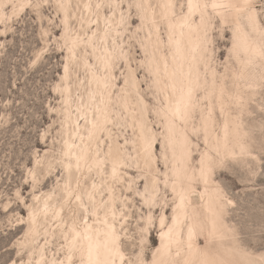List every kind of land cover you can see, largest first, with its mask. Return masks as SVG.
<instances>
[{
  "label": "snow or ice",
  "instance_id": "1",
  "mask_svg": "<svg viewBox=\"0 0 264 264\" xmlns=\"http://www.w3.org/2000/svg\"><path fill=\"white\" fill-rule=\"evenodd\" d=\"M0 59L19 264H264V0H0Z\"/></svg>",
  "mask_w": 264,
  "mask_h": 264
},
{
  "label": "rangeland",
  "instance_id": "2",
  "mask_svg": "<svg viewBox=\"0 0 264 264\" xmlns=\"http://www.w3.org/2000/svg\"><path fill=\"white\" fill-rule=\"evenodd\" d=\"M4 39L8 41L7 47L12 50L19 43L12 35ZM24 55H27V51ZM9 58L15 59L11 55ZM4 62L7 61L0 59V63ZM7 82L5 77L0 83V87H6ZM254 96L256 102L264 99L259 95L258 88H255ZM243 119L246 125L247 116ZM20 143L19 133L15 128H12L11 131L0 129V264H4V261H8V264H13V261L19 264L21 259L25 261L29 259L27 255L29 244L25 235L27 224L20 223L21 220H27L28 208L25 204L18 203L15 196L17 188L20 187L27 204L32 203L30 189L21 184V174L24 173L26 176V167L30 165H28V153L21 152ZM236 151H238V147ZM21 155H23V159H21ZM43 183H47L48 188L52 186L50 178L42 181L41 191H48V188L43 187ZM239 219V212H234L226 215L224 221L229 227L238 229L240 227L237 223ZM254 243H258V240H254Z\"/></svg>",
  "mask_w": 264,
  "mask_h": 264
},
{
  "label": "bare ground",
  "instance_id": "3",
  "mask_svg": "<svg viewBox=\"0 0 264 264\" xmlns=\"http://www.w3.org/2000/svg\"><path fill=\"white\" fill-rule=\"evenodd\" d=\"M252 94H255V88L250 91V95H252ZM238 151H239V148H238ZM223 226L229 227L224 220H223Z\"/></svg>",
  "mask_w": 264,
  "mask_h": 264
}]
</instances>
